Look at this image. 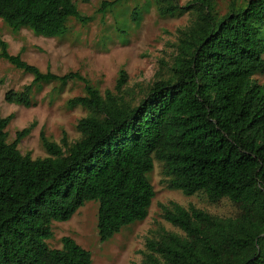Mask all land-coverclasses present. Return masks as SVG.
Returning <instances> with one entry per match:
<instances>
[{
	"label": "trees",
	"instance_id": "trees-1",
	"mask_svg": "<svg viewBox=\"0 0 264 264\" xmlns=\"http://www.w3.org/2000/svg\"><path fill=\"white\" fill-rule=\"evenodd\" d=\"M122 1L103 2L98 12ZM156 11L192 21L177 30L171 59L159 60L156 80L136 105L122 90L123 71L116 92L101 95L77 73H41L0 39V60L33 77L5 94L7 104L30 108L34 87L80 81L85 96L68 106L88 112L73 144L41 132L47 157L34 160L17 148L33 125L7 144L13 116L0 119V264H92L70 238L50 249L51 224L68 222L88 202L99 204L101 243L144 221L155 196L147 179L154 160L163 164L168 189L202 193L211 203L226 199L238 214L161 205L163 219L181 234L160 228L146 239L141 264H264V85L254 80L264 74V0L233 3L223 15L213 0H156ZM0 20L51 39L65 36L70 20L85 25L90 18L72 0H0Z\"/></svg>",
	"mask_w": 264,
	"mask_h": 264
},
{
	"label": "rangeland",
	"instance_id": "rangeland-1",
	"mask_svg": "<svg viewBox=\"0 0 264 264\" xmlns=\"http://www.w3.org/2000/svg\"><path fill=\"white\" fill-rule=\"evenodd\" d=\"M72 1L80 14L90 21L83 25L70 20L68 31L61 38H43L28 29L15 32L0 20V39L7 44V51L11 55L19 54L24 62L41 73L49 71L56 76L77 73L101 95L105 91L116 92L123 71L126 84L122 90L127 91L128 100L133 99L136 105L156 80L159 60L171 59L176 32L190 25L192 15L160 17L156 0H124L104 13L98 12L102 3L114 0ZM189 1L178 0V3L185 6ZM213 2L219 15L225 14L233 3L237 8L246 4V0ZM134 11L137 21L133 20ZM32 80L31 75L0 60V119L13 116L5 129L6 142L13 143L17 132L33 125L31 133L17 148L23 156L29 155L34 160L47 157L39 141L41 132L58 145L64 135L67 143L73 144L80 138L76 125L88 112L81 107L68 106L69 100L85 96L84 84L80 81H70L64 86L52 83L34 87L30 108L5 102L8 91H21ZM254 80L264 85V74L255 76ZM147 179L155 196L144 221L123 227L118 234L101 243L97 231L99 204L88 202L68 222L51 224L52 236L46 241L47 246L60 250L61 240L70 238L90 254L92 264H141L146 239L153 237L160 228L181 234L163 219L161 205L175 203L184 209L192 206L219 218H234L238 214L226 199L211 203L202 193L187 197L180 191L168 189L163 164L156 160Z\"/></svg>",
	"mask_w": 264,
	"mask_h": 264
}]
</instances>
